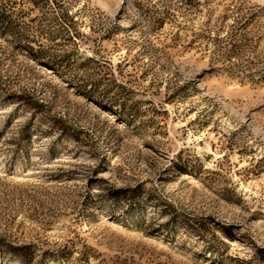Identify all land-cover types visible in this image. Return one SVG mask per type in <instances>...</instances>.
<instances>
[{
	"label": "rangeland",
	"instance_id": "374dc122",
	"mask_svg": "<svg viewBox=\"0 0 264 264\" xmlns=\"http://www.w3.org/2000/svg\"><path fill=\"white\" fill-rule=\"evenodd\" d=\"M0 264H264V0H0Z\"/></svg>",
	"mask_w": 264,
	"mask_h": 264
}]
</instances>
